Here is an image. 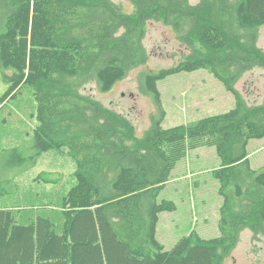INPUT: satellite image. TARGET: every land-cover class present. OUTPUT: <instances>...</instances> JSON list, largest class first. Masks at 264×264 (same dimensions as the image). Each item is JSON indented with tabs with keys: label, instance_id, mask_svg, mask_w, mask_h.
<instances>
[{
	"label": "trees",
	"instance_id": "1",
	"mask_svg": "<svg viewBox=\"0 0 264 264\" xmlns=\"http://www.w3.org/2000/svg\"><path fill=\"white\" fill-rule=\"evenodd\" d=\"M127 1L132 13L113 0H0V70L14 71L4 75L11 87L2 103L32 86L36 155L58 150L77 167L76 184L44 207L51 216L0 207V264H224L242 231L264 236V166L254 169L248 153L251 140L264 139V106H250L235 87L245 73L264 69V0ZM149 21L172 26L191 55L142 76L159 113L139 137L127 117L84 88L93 82L110 92L148 62ZM201 69L236 106L164 129L158 82ZM203 147H215L222 161L213 171L224 200L221 234L203 239L192 232L168 251L157 230L161 215L177 206L161 194L179 162Z\"/></svg>",
	"mask_w": 264,
	"mask_h": 264
},
{
	"label": "rangeland",
	"instance_id": "2",
	"mask_svg": "<svg viewBox=\"0 0 264 264\" xmlns=\"http://www.w3.org/2000/svg\"><path fill=\"white\" fill-rule=\"evenodd\" d=\"M113 1L122 5L125 13L133 12V6L127 0ZM199 2L190 0L192 5ZM259 32L258 47L264 51V27ZM178 36L172 26L162 21H149L143 41L148 62L132 70L110 92L102 93L92 82L84 88V93L123 114L135 126L137 135L143 136L151 125V116L159 112L153 96L143 91L142 76L173 68L191 55V49L181 43ZM13 73L10 69L0 70V207L24 211L26 215H50L44 207L57 205L76 184V163L71 156L58 150L36 155L33 136L38 122L34 88L25 85L2 103L11 87L4 75ZM157 86L166 112L162 123L164 129L224 114L236 106L235 97L204 69L170 75ZM235 87L250 106H264V69L255 68L245 73ZM248 151L252 153V167L261 169L264 166V139L251 140ZM221 164L215 147H203L190 151L177 165L160 197L177 206L176 212L161 215L158 226V240L168 251L192 232L203 239L220 236L219 221L224 200L213 171ZM21 216L16 211L15 218L19 222ZM53 221L59 225V220L53 217ZM224 264H264V236L259 235L256 239L252 230L242 231L237 248Z\"/></svg>",
	"mask_w": 264,
	"mask_h": 264
},
{
	"label": "crops",
	"instance_id": "3",
	"mask_svg": "<svg viewBox=\"0 0 264 264\" xmlns=\"http://www.w3.org/2000/svg\"><path fill=\"white\" fill-rule=\"evenodd\" d=\"M248 153H249V158H250V161H251L252 153L249 152V151H248ZM175 170H176V169H175ZM175 170L173 171L172 175L174 174ZM171 180H172V176H171ZM171 180H170V181H171ZM169 183H170V182H169ZM169 183H168V184H169ZM168 184H167V186H168ZM166 188H167V187H166ZM157 233H158V230H157Z\"/></svg>",
	"mask_w": 264,
	"mask_h": 264
},
{
	"label": "bare ground",
	"instance_id": "4",
	"mask_svg": "<svg viewBox=\"0 0 264 264\" xmlns=\"http://www.w3.org/2000/svg\"><path fill=\"white\" fill-rule=\"evenodd\" d=\"M225 120V119H224ZM231 122V121H230ZM236 129V128H235ZM232 137V136H231ZM51 144V143H50ZM231 144V143H230ZM221 147V146H220ZM142 178V177H141ZM141 188V187H140ZM192 243V242H191ZM185 253V252H184Z\"/></svg>",
	"mask_w": 264,
	"mask_h": 264
}]
</instances>
